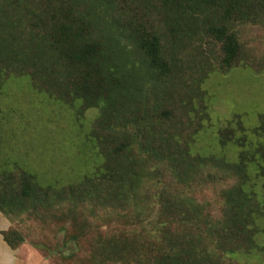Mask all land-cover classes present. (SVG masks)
Masks as SVG:
<instances>
[{
  "label": "trees",
  "instance_id": "1",
  "mask_svg": "<svg viewBox=\"0 0 264 264\" xmlns=\"http://www.w3.org/2000/svg\"><path fill=\"white\" fill-rule=\"evenodd\" d=\"M263 14L264 0H0V94L7 79L27 77L77 120L100 110L87 136L100 149L97 163L79 182L43 187L18 165L3 174L0 212L11 222L1 232L6 244L12 250L25 244L15 223L27 220L64 232V244L75 246L61 252L57 234L54 246L48 237L34 243L56 256L53 264H208L197 257L202 245H214L217 256L250 251L259 217L253 181L264 179V113L254 128L238 115L218 131L235 161L195 155L192 147L203 129L202 113L210 118L207 77L234 69L242 48L238 27ZM195 38L206 40L212 54L201 55L211 66L203 72L184 53ZM175 79L184 84L177 90L185 98L186 124L194 125L183 143L165 137L170 131L162 128L175 117L162 95ZM145 82L153 96L144 93ZM216 162L233 169H194ZM185 164L193 169H180ZM194 170L200 183L214 185L238 172L240 181L222 192L221 217L179 200ZM146 183L144 196L138 189ZM146 197H153L150 211L156 205L160 215L150 231L131 210L133 200Z\"/></svg>",
  "mask_w": 264,
  "mask_h": 264
},
{
  "label": "rangeland",
  "instance_id": "2",
  "mask_svg": "<svg viewBox=\"0 0 264 264\" xmlns=\"http://www.w3.org/2000/svg\"><path fill=\"white\" fill-rule=\"evenodd\" d=\"M251 18L238 27L242 48L234 69L229 73H222L216 69L207 77L203 85L204 90L210 96V118L202 113L201 117L205 121H203V129L192 147V152L195 155L214 156L218 160L227 157V160L235 161L236 155L233 150L224 149L220 145L218 131L228 126L229 122L238 115L243 117L248 128H254L258 125V115L264 113V14L261 18L250 20ZM201 44L204 46L202 49ZM184 53L196 58L194 67L199 72L205 71L206 66H209V61L201 55L212 59L206 40L198 43L197 38L188 41ZM201 61L206 63L204 70L197 67ZM189 71H191L190 68ZM193 75L196 76L198 73L194 72ZM170 83L172 91L166 95L162 94L164 96L163 103L168 105L166 106L168 109L175 111V117L170 123L163 124L162 128L167 132L170 131L168 134H164L165 137L175 135L183 143L186 133L192 132L194 125H190V122L186 124L188 121L187 111L184 106H180L182 96H178V90L181 91L184 84L177 86L178 79L172 80ZM143 89L144 93H147L146 96L154 95L150 83L145 82ZM150 100L153 98L151 97ZM99 116L100 110L92 109L77 120L73 110H69L60 102L49 99L48 96L35 90L29 78L11 77L7 79L0 94V179L7 170L16 169L18 165L33 174L43 187L52 186L54 189H60L68 183L79 182L83 176L89 175L94 170L93 167L97 163L94 155L100 149L95 151L92 145L87 143V136L91 135L93 124ZM171 146L174 148L177 146L174 140H171ZM180 169L193 168H189L185 164ZM194 169H212V172L220 174L223 171H219V169H233V167L224 166V164L220 166L216 162L203 168ZM232 171L228 183L220 182L215 185L200 183L198 178L200 172L192 171L191 179L185 183L188 188L184 190L187 191L180 194L179 200L188 201L192 205L201 207L205 213L213 215L214 218L221 217L223 211H220V208L226 205V199L223 198L222 192L240 181L238 172ZM253 184H255L253 188L254 204L259 217H257L252 230L254 244L249 247L250 251L243 250L235 255L217 256L215 246L208 244L200 247L205 251H202L197 256L198 258H203L205 261L210 259L208 264H264V179L255 177ZM148 187L150 184H143L142 188L138 189L139 194L144 195ZM153 202V197H146L141 202L136 200L131 202L133 217L136 215L138 219L144 220L143 225L148 231L152 229L151 221L157 220L160 216L156 205L153 206L155 209L150 211ZM15 226H19V230L26 237L25 249L37 250L38 257L41 255L45 261L49 262L43 264H53L56 256L35 247L34 243L46 241L45 238L48 237L51 241L50 246H54L56 241L52 240V237L57 234V231L54 232L52 227L39 226L27 220L24 222L19 220ZM114 226L111 224L105 229ZM64 236V232L57 234L60 251H72L75 246L73 244L65 245ZM2 257L3 252L0 250V259ZM31 258L30 262L40 264L38 258ZM203 259L202 261H204ZM17 264L29 263L26 259H20Z\"/></svg>",
  "mask_w": 264,
  "mask_h": 264
},
{
  "label": "crops",
  "instance_id": "3",
  "mask_svg": "<svg viewBox=\"0 0 264 264\" xmlns=\"http://www.w3.org/2000/svg\"><path fill=\"white\" fill-rule=\"evenodd\" d=\"M11 227V222L6 219L0 212V250L3 252V257L0 259V264H17L20 259H26L30 264H34L31 261V257L38 258L40 264L49 263L45 261L41 255L38 257V251L35 249H25V245H22L17 250H12L4 241L1 232L9 230ZM41 259V260H40Z\"/></svg>",
  "mask_w": 264,
  "mask_h": 264
}]
</instances>
